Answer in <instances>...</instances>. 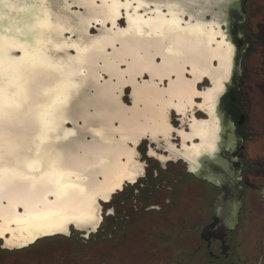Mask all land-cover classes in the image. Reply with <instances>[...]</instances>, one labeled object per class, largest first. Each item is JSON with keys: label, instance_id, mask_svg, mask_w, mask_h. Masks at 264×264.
<instances>
[{"label": "snow or ice", "instance_id": "snow-or-ice-1", "mask_svg": "<svg viewBox=\"0 0 264 264\" xmlns=\"http://www.w3.org/2000/svg\"><path fill=\"white\" fill-rule=\"evenodd\" d=\"M92 6L106 9L105 15L115 27L119 9L134 5ZM50 8L60 11L67 5H49L47 0H0V192L9 193V217L0 224V234L23 232L24 225L35 235L33 229L46 231L43 226L64 232V224L69 221L94 223L97 197L103 188L100 177L106 179L108 170L115 166L108 159L109 133L115 131L111 129L113 114L125 111L121 103L124 89L129 84L135 89L139 78L147 74L168 85L163 90L152 85L156 94H173L174 98L179 95L190 103L193 96L201 93L193 87L195 81L183 77L189 65L194 77L198 72L204 77L212 75L217 92L229 67L231 49L224 47L214 30L205 32L199 24L183 30L190 37L184 45H167L168 55L157 64L156 57L161 52L152 49L165 46L164 40L178 28L177 21L161 17L146 29L139 18L132 23L129 17L130 26L122 35L130 37L133 46L122 44L127 51L116 56L109 54L100 69L108 75L107 86L92 88L89 82L103 80V76L85 65L91 63L88 54L98 48L99 42L92 40L82 46L68 38L54 43V37L65 28L59 17L53 22ZM87 23L90 22H85L82 31H86ZM154 35L163 38L155 45L150 39H140ZM65 48H74L77 56L67 62L54 58V52ZM14 50L24 55L13 56ZM214 64L219 67L214 68ZM172 75L176 76L175 81ZM205 103H215L211 92L205 94ZM90 108L95 111L89 112ZM70 111L85 114V120L98 121L93 127L82 126L85 135L72 146L61 143L76 135L63 129ZM160 120L166 131V111L161 113ZM21 205L23 211L18 212Z\"/></svg>", "mask_w": 264, "mask_h": 264}, {"label": "flooded vegetation", "instance_id": "flooded-vegetation-1", "mask_svg": "<svg viewBox=\"0 0 264 264\" xmlns=\"http://www.w3.org/2000/svg\"><path fill=\"white\" fill-rule=\"evenodd\" d=\"M106 3H120L131 5H133V3H136V5L143 4L144 6L140 8H145L146 11L143 10V13L140 15L132 14L135 17L128 14L127 18L131 17L132 23H135L136 19L139 18L140 21L144 22V27L146 29L149 23L155 24L161 17L167 20L175 19L178 24V28L176 31L181 30L183 32L184 29H187L192 26L191 23L190 25H188L186 22H188L190 17H192L191 15L193 14H190L189 17H185L184 13H186V10L183 8V5H185L183 4L185 3L183 0H177V3H175V1L173 0H93L90 4L92 6L103 5ZM169 5H171V7H169ZM165 6L168 9L167 12L163 11ZM180 7L182 8L180 9ZM92 8V15L94 19L98 21H106V23L107 21H111L105 15L106 9L96 8L93 6ZM124 9H126V11L129 10V8L127 7H125ZM137 9L139 8L135 6L134 10ZM119 12H121V9H119ZM181 14H184L185 17V20L183 21H179V17L181 16ZM248 16L249 0L247 5L246 21L240 24V29L245 35V42L242 46L244 51L246 50L245 47L247 45V37L244 32V27L248 22ZM121 23L122 26L125 25V21ZM193 23L195 22L193 21ZM129 26L130 21L128 19L127 28L112 33V35L107 38L108 41L104 43L108 44L110 42L112 43L113 41L119 40L120 35H122V33L126 31ZM102 32L106 33L104 30ZM175 32L170 35L167 40H164V47H167V45L170 44L176 47L179 46V42H170L172 41L171 39L175 38L178 35ZM155 37H158L161 40L163 39L162 37L156 35L151 38L144 37L141 39H155ZM184 43L185 42L181 44L184 45ZM121 44L133 46V41L129 43L121 41ZM150 79L151 78L149 77V79L145 82H148ZM175 79L176 76H173L172 80L175 81ZM184 79L190 82V80H192V76L187 74ZM153 81L158 84L160 88L166 89L168 87L167 83H164L161 80ZM134 93H136L135 89ZM170 96L174 97L173 94L167 95L166 98L168 104L178 102L177 99L171 100ZM223 101L226 109L231 113L233 119L235 120L237 132L243 137L242 144L238 146L237 150L233 154H231L230 151L234 150V148L236 147V143L232 145L229 150L226 151V156L231 157L233 160L232 162H240L242 164V171L240 177V184L242 186L241 204L239 206L240 210L237 217H233L230 211L223 210L221 213L222 216L219 219H215L214 216L216 207L214 205V199L217 196L221 195L222 188L208 181H202L198 179L194 174L188 171L187 163L180 159V157H185L186 159H190L192 161V152L194 150V147L196 144L202 141V139L200 138L196 140V138L193 137V129L195 125H200L202 121L207 118L196 117L194 111V108L197 107L196 105L194 106L189 104L179 113L181 115V119L185 121L187 120L186 116H188V112L191 111V117L188 120L189 128H176L175 124L173 123L172 111L171 124L170 127L167 129L165 136L139 134L140 136L134 139L136 147L139 145L141 139H143L144 137H149L151 138V141H155V143L151 144L152 153H159L155 150L154 144L162 145V142L165 143L163 146L165 147V151H167V153H159L161 158L163 160H166L165 162H169V165L173 164L172 162L178 161V164H184L187 170L186 172L179 173L177 174V176L173 177L175 180L172 181V184L178 183L181 179L183 180L184 178H186V176H192L194 179H197L198 182L202 183L208 188V192L210 195V201L207 206V212H204V217H202L199 221H195V219H193L192 217L186 216L181 221L173 223L172 233L168 234V237H165V239H163L167 244H170V247L166 249L168 257H173H171V259H169L166 264H264V131L262 130L263 127L261 126V119L259 115H255V159H249L245 152L247 141L244 132L245 115L241 112L242 108L238 107V94L235 100H232L229 97H225ZM257 114H259V112H257ZM174 131H177L178 135H180L179 138H177L178 142L172 141ZM131 147H134V145L131 144ZM138 154L139 153L136 148L132 149V155L138 162L137 169L140 171V173H142V168H145V166L138 159ZM150 156L153 158H157L158 162L161 163V159L159 157H155L154 154H151ZM172 176L173 175H171V177ZM141 184H143V179L140 180V178L134 184L127 183L124 187L123 192L125 191V193H127L138 189L140 191V194L147 192L149 196L150 193L153 192V189L151 190L142 188ZM121 192H118L117 194H120V196L124 195V193ZM117 194H115L113 196V199L111 200V202H113V205L116 204L119 198ZM174 198L175 196H173V198H168V202H166L162 206L153 205L151 202L145 199V204L143 206H140V208L136 212H132L125 215V218H131L132 215L138 214L142 211L151 213L155 212L158 214L166 213L167 215H172L175 213V209L173 208ZM105 206L107 207V213H105L104 215V221L102 225L104 224L107 216H111L113 218V232L111 233L110 237L114 239L117 237L115 233L118 230L116 220L118 219L119 215L118 213H116V207L112 206L111 211V208H109L110 204H105ZM203 226H205L206 229L204 231V235L202 236L201 228ZM80 235L84 237L83 233H80ZM191 235L195 236L196 241H193V244L189 245L186 243V240L190 238ZM0 243L3 244L2 240H0ZM2 244L0 245L1 247Z\"/></svg>", "mask_w": 264, "mask_h": 264}, {"label": "water", "instance_id": "water-1", "mask_svg": "<svg viewBox=\"0 0 264 264\" xmlns=\"http://www.w3.org/2000/svg\"><path fill=\"white\" fill-rule=\"evenodd\" d=\"M75 0H47L49 5L53 4H66L67 8L57 11L55 8H50V14L53 17V22H56V17H59V21L62 27L65 28V31L60 33L59 36L54 37V43L56 41H63L65 39L70 38L72 42L84 45L83 43L90 42L95 39H99L101 35H105L102 31L104 30L107 33V36L110 37L112 33L117 32L118 30H124L128 26V14L135 17L132 14L140 15L143 13V10L146 11L145 8H139L134 10L136 3H133V7L129 8L128 11L122 8L120 15L116 19V26H112L111 21H107L105 26L101 21L97 23L98 20L91 19L90 23L86 25V31H82V35L80 36L77 26V17L76 11H82L83 7H80L77 4H73L71 6V2ZM133 1V0H131ZM186 1V5H183L186 13L185 17H189L190 14L195 15V18L200 22L205 23H214V27L217 30L221 31V34L218 35V38L221 39L222 35L224 36L225 42L228 43L231 49V55L229 58L230 68L228 75L223 79V89L218 96L216 105H215V116L214 121L218 123L219 130L217 133L218 141L213 149V151H205L200 157L191 161L190 159H186L185 157H180L185 163H187L188 171L194 174L198 179L202 181H208L214 185H217L222 188L221 195L217 196L214 199V205L216 207L215 211V219H219L222 216L223 210H228L232 213L233 217L238 216L239 214V206L241 204V193L242 186L240 184V177L242 171V164L240 162H232V158L226 156V151L230 149L232 145L235 143V148L233 151H230L233 154L238 146H240L243 142V137L237 132V126L235 120L233 119L231 113L226 109L224 105V98L229 97L232 100L237 98V94L241 90V78L243 75V58H244V49L242 48L245 42V35L242 33L240 29V24L244 23L247 18V5L248 0H183ZM37 2H41V0H37ZM153 5V4H152ZM79 8V9H78ZM167 7L165 6L163 11L167 12ZM124 20L125 25L122 26L120 21ZM96 28V32H92V29ZM71 29V31H68ZM84 29V28H83ZM82 37L83 39H81ZM141 39V38H140ZM99 45L96 50L90 52L89 59L91 61L90 64L85 65V68H95V71L99 73L100 76L105 78L107 73L100 71V69L104 66L106 61L109 59V54H113L118 52L121 49V41H125L127 43L132 42L130 37L120 35V39L113 41L112 43H104V40L99 39ZM83 41V43H82ZM98 41V40H97ZM102 49V50H101ZM76 50L74 48H65L60 52H54V58L59 60H64L67 62L68 58L76 57ZM13 56H22L24 53L19 50H14L12 53ZM160 58V57H158ZM217 66V64H215ZM191 75V73H188ZM147 74H144L145 76ZM149 77V75H148ZM208 79L210 81V85H213L212 78L210 76L205 77L201 82ZM102 80H97L95 82L90 81V85L92 88L103 89L106 87V83L99 85V82ZM108 81V80H107ZM199 82V83H201ZM114 83V82H113ZM199 85V84H198ZM210 86V87H211ZM130 88H132L131 84H129ZM133 91V88H132ZM132 97V93H131ZM201 100V97H198ZM133 102V98H132ZM121 103L125 106V108H130L121 97ZM199 111L206 113L203 109L199 108ZM95 108H90L89 112H94ZM175 109H173V112ZM176 112V111H175ZM85 114H80L75 111H70L67 114V120L63 125V129L65 132H75V136H69L66 141H61L62 144H68L72 146L75 143L80 142L85 132L82 126L93 127L94 123H98V121L94 122L91 118L85 120ZM177 115H180L177 112ZM206 115H208L206 113ZM115 125H118V120H115ZM89 137H91V133H87ZM199 139V138H196ZM144 140H149L151 143H155V141H151V138L144 137L141 142ZM139 143V145L141 144ZM138 145V146H139ZM137 146V150H138ZM139 153V151H138ZM192 165V166H191ZM145 173V172H144ZM141 175L140 177H142ZM138 177V179L140 178ZM129 181L126 180L123 184L122 188H117L115 191L111 193L109 199L99 197L98 203L100 206V210L98 212V219L92 225L80 226L75 221L69 222L64 232H58L51 229H46V231H38L35 235L32 234L30 238H27L25 241L8 246L5 244V237L0 236V240H2L3 248L8 249H22L25 247H29L32 244L36 243L38 240L55 236V235H68L72 234V228L81 231L85 238H89L93 233H97L104 221V203H109L115 194L124 190V187L127 183L134 184L138 181ZM206 227L203 226L201 228V235H204ZM6 235H10L9 232Z\"/></svg>", "mask_w": 264, "mask_h": 264}, {"label": "bare ground", "instance_id": "bare-ground-1", "mask_svg": "<svg viewBox=\"0 0 264 264\" xmlns=\"http://www.w3.org/2000/svg\"><path fill=\"white\" fill-rule=\"evenodd\" d=\"M93 0H75L74 2H71V6L73 4H77L80 7H83V5L87 4L89 7L82 8V11H76V17H77V26L76 29L78 30V33L80 36L82 35V29L85 28V22H90L91 19L93 18V8L90 3H92ZM175 3H177V0H173ZM186 5V1H184ZM181 3V2H180ZM182 7H180L181 9ZM184 8V6H183ZM79 9V8H78ZM185 9V8H184ZM185 14V13H184ZM184 14H181L179 17V21L185 20ZM190 19L188 22H186L188 25L190 23L192 25H202L203 30L205 32H210L212 30L215 31L218 35L221 34L220 30H217L214 27V23L208 22L205 24V22H200L195 18V15H191ZM101 21V20H100ZM193 21L195 23H193ZM102 24L105 26L106 21H101ZM176 34H178L175 38L171 39L172 41L170 42H179V46H182L181 43L185 42L188 37L185 32L183 31H176ZM107 34L101 35L99 39L104 40V42L108 41ZM83 39L82 37H80ZM99 39L98 42H100ZM221 39L224 42V47L225 48H230L228 43L225 42L224 36L222 35ZM84 40V39H83ZM149 40V39H146ZM145 40V41H146ZM153 43V45L156 44L157 41H161L160 38L155 37V39H150ZM83 43V41H82ZM90 42H86L83 44H89ZM155 43V44H154ZM98 47L100 45L98 44ZM159 50L161 52L160 58L156 57V63L159 64L161 62V59L163 56L168 55L167 53V47H153L152 51H157ZM122 51H127V49H120L118 52L115 53L116 55H119ZM141 55L144 53L141 51ZM77 56V53H76ZM230 58V57H229ZM219 64L217 66L214 64V68H218ZM229 68H230V61H229V67L227 70V75L229 73ZM188 73H191L190 76H192V80L190 82L195 81L193 83V87L195 88L196 91L200 92V96H193L191 99V102L188 103L186 99L181 98L179 95L171 97V100H176L177 103H171L168 104L167 101V95H164L162 92L159 94H156L154 90L152 89V85H156L159 89L163 90L164 88H160L158 84H156L153 81V77L149 76L151 79L148 82H145L141 85V87H136V93H134V89L132 91V98H133V106L130 108H125V111H122L119 114H113L111 117L112 123H111V129H114L115 131H111L109 133V138L111 139V144L109 147V156L108 159L114 163V168L108 170V175L107 178L101 176L100 179L103 180V188L101 189L99 196L97 197V202H96V215L97 219L99 217L98 212L100 210V206L98 203L99 197L109 199L111 196V193L115 191L117 188H122L123 184L126 180L129 181H136L138 177L141 175H144L145 168H142V173L137 169V161L135 160L134 156L132 155V149H137L136 143L134 141L135 138H138L140 135L139 134H149L153 136L157 135H166V131L163 127H161V120H160V115L162 112L166 111V117H167V125L166 128L168 129L171 124V113L173 109H175L176 112L180 113L181 110L185 108L187 105H196L199 108L203 109L208 115L207 119L203 120L202 123L198 126H194L193 129V137L194 138H200L202 141L200 143L196 144L194 147V150L192 152L193 158L194 159L200 157L205 151H213L215 148L217 141H218V130H219V125L214 121V116H215V105L218 99V96L220 95V92L223 89V84L221 81V90L220 91H214L217 87L216 83L214 82L213 76L209 75L212 78L213 85L211 87H208L203 90L198 89V84L201 82L205 77L200 75L199 72L197 75L194 77L192 75V68L191 65H189L188 70L183 73V77H186ZM226 75V76H227ZM175 75H172V77ZM167 79V76L164 77ZM144 85H147V87H142ZM167 89V88H166ZM212 93V95L215 96V103L212 104L211 106L207 105L205 103V94ZM170 95V94H169ZM198 97H201L200 102L196 101ZM175 106V107H173ZM115 120H118V125H115ZM142 140V139H141ZM99 143V141H97ZM131 144L134 145V147H131ZM211 145V146H210ZM192 166V165H191ZM9 193L7 192H0V217L3 219H0V224L6 223L9 213L6 210V206L8 203L7 196ZM49 199H52V197H49ZM18 212H22L23 208L22 205L21 207L16 209ZM96 219V220H97ZM95 220V221H96ZM71 222V221H69ZM64 224V228L66 225L69 223ZM77 224L80 226H85V225H92L94 223L88 224L80 221H75ZM15 227V226H13ZM25 230L23 232L21 231H15V232H9L10 235H6L7 232L0 234V236L5 237V244L8 246H12L18 243H21L25 241L27 238H30L32 236L31 232L27 230V225L23 226ZM46 229H51L54 230L52 226H43ZM33 231L38 232L37 229H33Z\"/></svg>", "mask_w": 264, "mask_h": 264}, {"label": "trees", "instance_id": "trees-1", "mask_svg": "<svg viewBox=\"0 0 264 264\" xmlns=\"http://www.w3.org/2000/svg\"><path fill=\"white\" fill-rule=\"evenodd\" d=\"M173 185L175 213L172 215L144 211L127 219L125 215H119L116 220L118 230L115 232L118 238L114 239L110 237L113 232V218L107 216L102 228L100 227L99 231L89 238L82 237L77 230L72 228L70 236L46 237L22 249H8L0 246V264L148 263L147 258H150L152 256L150 254L154 251L152 242L154 249L167 244L163 240L165 239V235H162L164 231L171 234L173 223L181 221L186 216L199 221L208 209L210 201L208 188L197 179L186 176ZM121 226L126 229L125 237L122 236L125 231ZM161 235L162 238H160ZM171 257L162 256L160 264H166Z\"/></svg>", "mask_w": 264, "mask_h": 264}, {"label": "rangeland", "instance_id": "rangeland-1", "mask_svg": "<svg viewBox=\"0 0 264 264\" xmlns=\"http://www.w3.org/2000/svg\"><path fill=\"white\" fill-rule=\"evenodd\" d=\"M122 21L124 20H121L120 23ZM92 32H96V28H93ZM244 32L247 37V45L245 47L246 50L243 58V76L241 78V90L238 93V107L242 108L241 112L245 115L244 132L247 138L245 152L249 159H255V115L260 116L261 126L264 128V0H249V16L248 22L244 27ZM108 79V76H106L99 82V85L104 84V82ZM148 79V75L141 76L137 87H141V85ZM206 80V84H204L205 80L199 83L198 87L200 90L211 86L210 81L208 79ZM124 92V101L129 106H133L131 97L132 88L127 87L124 89ZM196 101H200V99L197 98ZM194 111L196 117L207 118L206 113L199 111L198 107L194 108ZM257 112H259V114H257ZM190 117L191 111L188 112V116H186L187 120L185 121H183L181 119V115H177V112L175 111L172 116L173 123L176 128H189L188 120ZM263 128L262 130L264 131ZM179 136L178 132L174 131L172 141L178 142L177 138H179ZM151 144L153 143L149 140L141 142L138 146V159L145 166V173L142 177H140V180L143 179L141 187L145 189H153V192L148 196L147 192L140 194L138 189L127 193L122 191L124 195L120 196V194H117L119 198L116 204L113 205V202L111 201L109 203H104V215L107 213V207L105 204H110L109 208H111V211L112 206L116 207V213L123 216L136 212L140 206L145 204V199L153 205L162 206L168 202V198H173V196H175L172 184V181L175 179L173 177L177 176L179 173L186 172V166L182 163L178 164V161L172 162L173 164L169 165V162H165L166 160L161 158L159 153H167V151H165V147L163 146L165 143L162 142V145L154 144L155 150L159 153L151 152ZM151 154H154L155 157H159L161 159V163L158 162L157 158L151 157ZM171 175L173 176L171 177ZM122 221L124 222V220ZM121 228L125 231L122 233V236L125 237L126 229L123 228V226H121ZM78 232L82 233L81 231ZM168 234V231H164L162 235L168 237ZM162 235L160 238H162ZM193 241L195 242L196 239L195 236L191 235V237L186 240V243L191 245L193 244ZM1 244L2 243H0V245ZM154 247V243L152 242V249L154 251L150 254L152 256L149 255L150 258H147L148 263L144 264H160V258L168 255L166 253V249L170 247V244L158 246L155 249Z\"/></svg>", "mask_w": 264, "mask_h": 264}]
</instances>
